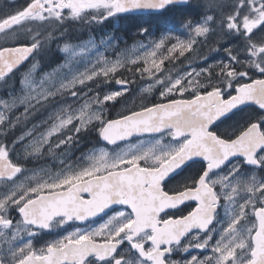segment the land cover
<instances>
[{
	"label": "snow or ice",
	"instance_id": "6c2138e0",
	"mask_svg": "<svg viewBox=\"0 0 264 264\" xmlns=\"http://www.w3.org/2000/svg\"><path fill=\"white\" fill-rule=\"evenodd\" d=\"M10 3L0 12V264H264V0ZM172 6L173 23L184 35L172 30L155 36L140 27L136 34L146 43L134 55L121 51L113 37L106 42L113 58L99 52L82 71L62 75L75 57L95 47L92 37L70 42L68 25L91 28L120 13ZM21 35L20 43L5 46ZM53 43L65 59L42 73L37 57L48 56ZM220 52L224 59L214 64L163 74L165 61L203 63ZM124 72L147 73L153 82L144 91L158 87L160 102L108 118L109 102L132 82ZM113 82L122 90L112 91ZM64 97L72 102L17 134ZM244 105H254L255 114L231 132L219 131L222 118ZM90 131L107 145L134 135L159 138L128 143L120 152L101 147L79 164L61 160L64 168L54 175L20 180L25 161L45 146L49 153L70 151ZM233 157L242 160L224 169ZM197 158L204 164L194 178L178 188L165 186L172 172ZM188 201L195 207L187 214L168 211ZM220 207L227 223L218 229L213 222ZM109 211L115 214L97 227H77L34 246L46 230Z\"/></svg>",
	"mask_w": 264,
	"mask_h": 264
},
{
	"label": "flooded vegetation",
	"instance_id": "af4514ba",
	"mask_svg": "<svg viewBox=\"0 0 264 264\" xmlns=\"http://www.w3.org/2000/svg\"><path fill=\"white\" fill-rule=\"evenodd\" d=\"M4 3H9L11 5L9 1L0 0V12L4 10ZM176 16L177 12L175 10V6H172L169 9H166L159 13H120L113 17H110L103 24L91 25V28L82 27L79 25V23L70 24L68 25L70 42L80 43L82 41H87L90 37H92L94 39V44L103 46L102 41L107 42L113 37H118L119 49L128 53L132 45L146 43V41L141 40L140 37H138L136 34L137 30L140 27H149L151 33L155 36H159L161 33L172 30L177 31L180 35H184V32L182 29H180L179 24L173 23V20ZM22 39L23 35H21V38L16 41H8L7 43H5V46H15V44L20 43ZM0 43H4V41L0 40ZM51 47L53 51L48 56L37 57V59L41 61L40 72L42 73L50 72L65 59L62 54H58L55 51V43H53ZM78 50L79 49H77V51ZM104 52H106L108 56H114V52L111 47L105 48ZM134 54L135 52L129 53V55ZM216 55L219 56V60L223 59L224 54L220 52L219 54L213 53L208 57L207 61L203 63L195 59L187 61L184 60L183 64H180L178 61L174 64L165 61L163 65V74H167V72L170 71L171 74L175 76L177 73H183L189 70V65H191V67H206L207 64H214L218 62L213 61L216 58ZM88 64L89 63H71L67 68L63 70L62 75L68 74L70 72H75L77 67L82 71ZM140 66L143 67L142 64ZM153 71L155 70L153 69ZM156 75H161V73H157ZM129 76H132V73L124 72L125 78ZM256 77L259 78L258 73L256 74ZM152 82L153 80L149 78L147 73L141 76V74L137 72L135 76H132V82L127 85L128 90L124 93V95L118 97L116 101L109 102L110 106L108 108V118L115 119L118 118L121 113H127L130 110L139 111L144 105L150 106L154 102H160L158 87L157 89H153L151 93L144 91V89L147 88ZM111 90H122V86L115 85L113 82V84L111 85ZM71 102V98L69 97H64L63 99L57 98L46 108L41 109L34 117H32L27 122L26 125H21V128L17 129V134H19V131L21 129L30 128L33 124H38L41 120L46 119L50 113L58 109L62 104ZM81 103H83V101H81ZM255 111L256 110L254 105L246 106L241 109H235L229 115L222 118L223 122L220 124L219 131L231 132L232 129L237 128L238 126L246 122L249 118H251L255 114ZM44 130L45 129L43 127L39 129L40 132H43ZM155 138L136 135L135 137L130 138V141H121L118 142L117 145H107L106 142H103L99 139L96 132L90 131L81 136L78 143L74 145L70 151L67 149L54 148L53 152L49 153L47 150V146H45L42 149L41 154L37 155L35 158H29V160L25 161V168L27 171L23 176H20V180L23 181L25 177H32L34 175L42 176L45 173L54 175L64 168V165L60 163L61 160H64L66 163L79 164L82 162V157L85 154L93 150H98L101 147H105L110 152H120L121 150L128 147V143L138 144L141 141L145 143L154 142ZM52 139L53 141H55L56 138L53 137ZM163 142L167 143V138H165ZM17 151L22 153L23 147L18 148ZM239 160H242V157H235L227 162L225 166H223V168L227 169L228 167H231L233 163ZM203 164V160L199 158H197V160L195 161H189L183 167L176 169L167 177V179L164 181L165 186L168 189L178 188L180 185L194 178ZM244 167L245 169H247L248 166ZM0 190H3L2 185H0ZM112 207L119 208L120 206L113 205ZM192 207H195V202L188 201L186 204L181 205L179 208L168 211H170L173 216H180L187 214V211H190ZM114 214L115 213L111 211L108 212V215H105V213L102 212L97 217L91 218V220L87 223L76 222L72 225V227L64 225L61 227L53 228L51 230H46L33 241L34 246L37 249L44 247L47 243L56 239H60L63 235L66 234V231H73L77 227L81 229L97 227L99 226V224L103 223ZM226 223V210L224 209V207H220L217 209L216 219L214 220L213 224L219 229L222 228Z\"/></svg>",
	"mask_w": 264,
	"mask_h": 264
},
{
	"label": "rangeland",
	"instance_id": "374dc122",
	"mask_svg": "<svg viewBox=\"0 0 264 264\" xmlns=\"http://www.w3.org/2000/svg\"><path fill=\"white\" fill-rule=\"evenodd\" d=\"M21 1V0H17V3ZM23 1V0H22ZM10 2V0H9ZM142 44V43H141ZM140 45V44H139ZM139 45L136 44V45H132L130 48V51H128V54L129 53H132V52H135L139 50ZM104 47V48H103ZM105 48H110L106 42L103 43V46H99L97 44H95V47H93L91 49L90 52H86L80 56H77L73 59L72 63H89L90 61H93L96 57V55L99 53V52H104L105 51ZM79 51V50H78ZM223 53V52H222ZM219 54V53H217ZM224 54V53H223ZM218 55H216V58L213 60L214 62L215 61H219V56L217 57ZM109 58H113L112 56L109 55ZM223 59H224V55H223ZM222 60V59H221Z\"/></svg>",
	"mask_w": 264,
	"mask_h": 264
},
{
	"label": "water",
	"instance_id": "95a60500",
	"mask_svg": "<svg viewBox=\"0 0 264 264\" xmlns=\"http://www.w3.org/2000/svg\"><path fill=\"white\" fill-rule=\"evenodd\" d=\"M163 11H164V10H163ZM160 12H162V11H160ZM132 13H159V12H157V11H151V10H135V11H130V12L121 13V14H132ZM246 106H250V105H244V106H241V107L238 108V109H241V108L246 107ZM234 110H235V109H234ZM234 110H233V111H234ZM233 111H232V112H233ZM230 113H231V112H230ZM230 113H229V114H230ZM229 114H228V115H229ZM135 136H136V135H134L133 137H135ZM133 137H131V138H133ZM233 158H235V157H233ZM233 158H230V160L233 159ZM230 160H229V161H230ZM229 161H228V162H229ZM226 163H227V162H226Z\"/></svg>",
	"mask_w": 264,
	"mask_h": 264
},
{
	"label": "trees",
	"instance_id": "16d2710c",
	"mask_svg": "<svg viewBox=\"0 0 264 264\" xmlns=\"http://www.w3.org/2000/svg\"><path fill=\"white\" fill-rule=\"evenodd\" d=\"M5 1H9V0H5ZM19 3H23V1L21 0V1L18 2V4ZM3 6H4V9L11 8L12 7V4L10 5L9 3H4Z\"/></svg>",
	"mask_w": 264,
	"mask_h": 264
},
{
	"label": "bare ground",
	"instance_id": "6f19581e",
	"mask_svg": "<svg viewBox=\"0 0 264 264\" xmlns=\"http://www.w3.org/2000/svg\"><path fill=\"white\" fill-rule=\"evenodd\" d=\"M187 61V60H186Z\"/></svg>",
	"mask_w": 264,
	"mask_h": 264
}]
</instances>
